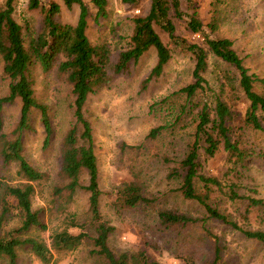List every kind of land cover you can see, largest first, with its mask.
I'll use <instances>...</instances> for the list:
<instances>
[{"label": "trees", "instance_id": "obj_1", "mask_svg": "<svg viewBox=\"0 0 264 264\" xmlns=\"http://www.w3.org/2000/svg\"><path fill=\"white\" fill-rule=\"evenodd\" d=\"M67 7H78L74 22L58 20L56 15L60 4L56 0H28L30 8H38L41 19L37 26L22 25L16 17L15 0L0 1V59L2 69L8 79L7 93L0 96V264H20V251L28 250L36 259L48 264L56 253H66L77 249L87 239L92 240L90 254L100 264H163L152 258L146 249L136 252L115 253L109 243V235L114 226L106 220L99 206L101 190L98 183V166L94 149L92 126L84 113L89 96L100 87L110 83L117 75L128 73L149 48L156 53L154 65L142 80V87L152 77L159 76L171 58L174 47L191 53L194 64L192 80L173 90L181 94L185 102L181 106L188 112L193 129L182 155L171 167L172 177L178 183L183 197L194 199L215 217L240 229L246 237L264 243V229L243 228L228 215L212 204V197L219 190L230 199H247L243 217L248 219V208L260 209L264 197L241 194L237 191V180L250 177V161L254 156H264L262 140L252 138L255 133L264 135V74L260 75L246 65L235 41L229 36H211L216 15L208 23L202 20L194 0H150L145 13L134 12L131 16L132 28L127 43L115 50L107 41L92 40L88 34L90 9L85 0H62ZM94 6L93 20L100 22L107 15L108 0H89ZM133 9L143 0H123ZM185 1L189 11L182 8ZM224 0H211L216 5ZM186 16V27L191 33L201 36L205 46L197 41H189L176 31L173 16ZM26 28V29H25ZM27 32L28 39L25 38ZM162 34L166 35L164 39ZM208 52L233 68L222 71L223 79L218 90L211 85L207 75ZM36 65L56 69L64 75L73 96V118L61 148V167L70 191L81 188L87 193L89 221L94 227V235L89 234L82 223H74L79 229L54 230L49 240L30 233L32 229L45 228L42 221V207L33 206L35 185L43 173L23 154V133L31 128V114L39 111L40 121L46 132L45 141L51 135L48 106L37 99L34 90L33 72ZM203 95L205 98L198 97ZM19 101V116L12 137L2 131V108L5 104ZM165 128V124L152 126L147 138H155ZM222 151L228 164L224 174L230 178L227 190L215 175L201 171V154L213 156ZM17 164V173L23 178L18 182L4 180L1 169L10 163ZM86 175L87 180L81 181ZM256 192L255 189H252ZM141 184L125 179L115 193L114 204L118 207H135L148 204L154 199L146 196ZM159 221L166 227H184L203 218H198L175 208L158 211ZM11 220L16 221L4 227ZM220 248L215 247L212 260L217 264Z\"/></svg>", "mask_w": 264, "mask_h": 264}, {"label": "rangeland", "instance_id": "obj_2", "mask_svg": "<svg viewBox=\"0 0 264 264\" xmlns=\"http://www.w3.org/2000/svg\"><path fill=\"white\" fill-rule=\"evenodd\" d=\"M1 1V0H0ZM60 10L56 17L61 21L74 22L78 7H67L62 0H56ZM90 13L94 6L89 0ZM211 0H194L204 23L215 14L216 27L209 30L211 36H229L243 55L246 65L260 75L264 74V0H224L216 5ZM150 0H143L140 6L123 0H108L107 15L99 23L88 16V34L92 40L107 41L116 51L128 41L131 32V16L134 12L145 13ZM182 8L189 11L185 1ZM18 21L37 26L41 19L38 8H30L28 0H15ZM176 31L189 41H197L204 46L201 36L191 33L186 27V16H173ZM26 29V28H25ZM24 29V32H25ZM25 38L28 34L25 32ZM164 39L166 35L162 34ZM207 75L211 85L218 90L223 79L222 71L233 68L208 52ZM156 53L149 48L131 71L117 75L110 83L91 94L85 104L84 113L92 126L94 149L98 166V183L101 193L99 206L102 216L114 230L108 243L115 252H136L146 249L152 258L163 264H208L215 247L220 248L217 264H264V243L245 234L229 223L207 215L205 208L196 200L183 197L178 189L171 167L180 158L190 139L193 126L191 114L183 112L185 102L181 94L173 90L192 80L194 59L190 52L174 47L171 58L163 72L152 77L142 87V80L154 65ZM52 65L43 69L36 65L33 78L37 99L49 109L51 135L45 141L46 132L40 121L39 111L31 114V128L23 133V154L43 176L33 181L35 194L33 206L42 207L44 229H32L30 233L43 236L47 240L54 230L69 228L77 231L74 223H82L89 234L94 235V227L89 221L87 193L81 188L70 191L68 178L61 167V148L64 136L74 121L69 84ZM8 79L2 69L0 59V96L7 93ZM202 100V94L198 95ZM204 101V100H203ZM19 116V101L5 104L2 108V131L12 137ZM165 124L155 138H147L148 130L155 125ZM252 138L262 140L264 135L255 133ZM264 152V150H263ZM1 161V160H0ZM201 171L221 179L223 190L230 181L224 174L228 164L220 150L213 156L201 154ZM1 163V162H0ZM249 176L237 180V191L241 194L264 197V156H254L250 161ZM171 173V175H170ZM4 180L18 182L23 178L17 173V164L10 163L1 169ZM125 179H132L142 185L144 194L154 200L135 207H118L114 204L118 185ZM87 180L86 175L81 181ZM255 189L256 192H253ZM212 204L226 213L243 228L264 229V205L260 209L248 208V219L243 217L248 206L247 199H230L216 190ZM162 208H175L198 218H203L184 227H166L158 219ZM16 221L11 220L4 227ZM92 240H84L81 245L66 253H56L48 264H100L92 254ZM2 264H5L2 262ZM20 264H44L28 250L20 251Z\"/></svg>", "mask_w": 264, "mask_h": 264}]
</instances>
